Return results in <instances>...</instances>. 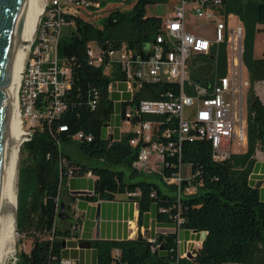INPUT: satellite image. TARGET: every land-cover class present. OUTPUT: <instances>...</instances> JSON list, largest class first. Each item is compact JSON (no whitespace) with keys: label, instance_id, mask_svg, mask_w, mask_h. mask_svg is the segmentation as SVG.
I'll return each instance as SVG.
<instances>
[{"label":"trees","instance_id":"trees-1","mask_svg":"<svg viewBox=\"0 0 264 264\" xmlns=\"http://www.w3.org/2000/svg\"><path fill=\"white\" fill-rule=\"evenodd\" d=\"M114 1L131 8L112 10L95 22L77 12L65 13L67 23L73 24L74 29L70 35L59 38L57 55L59 66L69 70V88L62 97V112L52 119H40V125L20 147L16 230L27 234L32 246L29 252L18 254L15 264H56L65 258V247L75 237L70 213V203L75 198L65 194L63 187L69 174L87 172L95 176V195L88 200H111L117 194L138 192L135 202L140 215L154 205L157 222L174 229L152 241L141 234L134 239L95 240L92 242L95 264H256L257 261L264 264V200L248 181L250 159L256 150L264 153V103L253 88L255 82L264 81V57L253 58L257 25H264V0H223L225 13L236 15L244 27L242 66L248 74L247 151L243 155L246 168L236 170L229 159L217 158L208 141H184L180 157L166 152L160 173L153 175L155 181L132 167L142 145L130 144L134 132L124 133L119 140L104 136V128L115 109L111 89L116 80H125V75L120 67L119 74H106L107 60L94 65L87 49L90 42L96 43L104 53L125 46L132 57L146 59L149 47L162 32L163 18L147 15L145 7L167 4L169 0ZM227 57L225 42L204 65L193 69L190 65L189 83L184 86V92L193 95L194 85L210 84L213 78L224 77ZM168 93L177 96L179 85L143 84L130 101L122 104V120H126L128 106L134 107L139 101L164 100ZM49 103L50 95L42 94L36 108L44 111ZM167 117L135 115L129 122L132 125L139 121L157 122L155 140L165 144L169 139L163 133L170 129V139L174 141L176 130V117L166 120ZM61 126L66 130L61 131ZM79 134L81 138H77ZM64 145L76 149L84 162L64 152ZM179 164L190 170L189 180L182 182L181 189L188 184L195 188V193L181 196L178 202L177 187L164 183L163 177L177 173ZM140 176V180L132 181ZM178 229L205 233L200 246L189 257H180L177 251Z\"/></svg>","mask_w":264,"mask_h":264},{"label":"built area","instance_id":"built-area-1","mask_svg":"<svg viewBox=\"0 0 264 264\" xmlns=\"http://www.w3.org/2000/svg\"><path fill=\"white\" fill-rule=\"evenodd\" d=\"M105 1L109 0H46L34 39L27 52L18 89L21 113L23 112L24 117L30 119L31 123L42 118L57 117L64 108L62 97L69 88V70L59 66L57 44L63 26L68 24L65 13L82 11L90 18L95 17L102 12V3ZM171 1L172 11L163 19L162 32L149 47L146 59L132 57L125 46L104 53L96 43H88L87 54L91 63L99 66L105 59V67L112 62L117 63L125 75L126 87L132 95L143 84L168 82L179 85L177 96L173 97L168 93L167 99L164 100L139 101L136 106L128 108L125 112L127 121L135 115L145 114L169 115L166 120L176 117L175 140L170 139L171 132L167 129L163 133L169 139L165 144L155 140L157 122H137L130 144H142L132 164L133 169L140 173L158 172L155 168L159 164L163 165L166 152L171 155L178 154L180 157V148L184 141H208L218 158V151L224 142L245 138L242 92L247 82L242 81L240 73H235V68L242 64L243 27L237 25L230 30L227 28L220 12L224 5L223 0ZM188 16L209 23L212 26V38L208 39L189 30L186 22ZM225 42L234 67L232 74L215 77L210 84L194 85V94H186L184 86L189 83L188 71L193 58L216 55L217 47ZM45 93L50 95V103L44 111H40L36 108L37 99ZM237 126L240 128L237 129ZM60 130L65 131L66 127L61 126ZM77 138H81V135ZM87 140L90 141V138ZM182 168L179 164L177 173L163 177L164 183L177 187L178 202L181 196L195 193V188L188 184L181 189L182 182L190 177L183 176ZM86 174L92 175L91 172ZM70 176L71 174L68 177ZM138 194L128 193V196L136 197ZM180 222L178 219V224ZM56 264L77 263L72 258H63Z\"/></svg>","mask_w":264,"mask_h":264},{"label":"crops","instance_id":"crops-1","mask_svg":"<svg viewBox=\"0 0 264 264\" xmlns=\"http://www.w3.org/2000/svg\"><path fill=\"white\" fill-rule=\"evenodd\" d=\"M169 3L173 6V1L169 0ZM220 12L229 30L237 25L242 26L239 21L234 27H231L230 20L233 18V14L225 13V4ZM258 26L259 25H257V29H259ZM254 45L253 58L258 59L254 57ZM215 52L217 55L216 50ZM105 73L111 75L114 73L119 74L120 69L118 64L115 62L110 63L105 67ZM113 88L114 89H111L110 96L115 103V116H111L104 128L103 134L104 136L109 135L111 138L119 140L124 133L129 132L127 130H118V128L121 127V122L132 125L129 121L122 120L121 118L122 104L130 101L132 99V94L128 91L125 81L121 79L115 81ZM253 88L261 102L264 103V81L255 82ZM128 108L132 107L128 106L127 109ZM245 110L246 109L243 107V113ZM109 126H113V133L110 132ZM243 128L246 130V121L245 127L243 125ZM245 130V138L243 140H237L235 138L226 141L219 150L220 156L218 158L220 160L229 159L233 168L236 170H243L247 166L246 160L243 157L247 151ZM154 160L155 159L153 158V161ZM250 160L251 164L249 167L248 181L252 187L257 189L259 197L264 200V153L256 150L255 155ZM157 168H159L157 172L159 173L161 165H157ZM94 180L95 176L93 174L88 176L85 173L83 175L67 177L65 181L63 187L64 193L75 198L74 201L70 203V213L74 221L72 230L75 233V237L71 238L68 245L65 247L63 252L65 258H72L77 264H95V250L92 247L87 249L79 248L78 245L81 241L93 242L98 239H134L139 234L147 238L149 241H152L160 234L173 232V228H169L165 224L157 222L155 218L156 208L154 205L151 206L149 211L140 215L138 205L135 202V197L128 196V193L117 194L111 200H88V197L95 195ZM177 236L179 241L177 251L180 257H186L194 248L200 246L205 237V233L187 229H178ZM262 263L263 261L256 262V264Z\"/></svg>","mask_w":264,"mask_h":264},{"label":"water","instance_id":"water-1","mask_svg":"<svg viewBox=\"0 0 264 264\" xmlns=\"http://www.w3.org/2000/svg\"><path fill=\"white\" fill-rule=\"evenodd\" d=\"M38 15L36 0H0V252L13 220L17 146L22 139V144L28 140L27 133L19 130L16 90L21 75L18 72L22 66V50L32 35ZM78 247L91 248L92 242L81 241Z\"/></svg>","mask_w":264,"mask_h":264},{"label":"rangeland","instance_id":"rangeland-1","mask_svg":"<svg viewBox=\"0 0 264 264\" xmlns=\"http://www.w3.org/2000/svg\"><path fill=\"white\" fill-rule=\"evenodd\" d=\"M40 1H41L40 4L42 3L41 4L42 6L46 3V0H40ZM42 6H41V10H42ZM130 8H131V5H125L121 1L109 0L102 6V12H99L95 17L86 18L84 12H82V11L79 13V15L88 19L91 22H95L98 19L105 17L112 10L118 9L121 11H127ZM171 9H172L171 3L149 4L145 7V12L149 16H157V17H162L163 19H166L167 15L171 13ZM239 21H240L239 18L233 14V18L230 20L231 27H234L235 24L238 23ZM186 22H187V27L189 30L194 31L197 34L203 35L208 39L212 38V26L209 23H207L203 20H196L191 16L187 17ZM240 23H241V21H240ZM242 26H243V24H242ZM258 28L259 29H257V31L255 32V36H254L255 37L254 38V43H255V45H254L255 46L254 57L255 58H262V57H264V25H259ZM73 29H74L73 24L68 23V24L64 25L62 28L61 36L65 37V36L70 35V32ZM243 29H244V27H243ZM243 39H244V32H243ZM227 56L228 57H227V74L226 75L229 76L230 74H232V72H233L232 70L234 69V67H233V64H232L231 59H230V50H228V48H227ZM207 58H208V56H204V57L202 56V57H196V60L193 59L191 62L192 63L191 69L198 67L199 65H204L206 63ZM213 71L214 70H212L211 73H213V75H215V72H213ZM237 72L240 73V78L242 79L243 82L248 81V76H247L246 70L244 69L242 64L240 65V67L235 68V73H237ZM247 94H248V84L246 86H243V92H242L244 109H246L245 106H246ZM245 114H246V110L243 113V125H244V127H245V121H246ZM112 116H115V112L112 114ZM21 120H22L23 130L27 133L28 137L33 132L34 128L38 127L40 125L39 121L31 123L30 119L24 117L23 112L21 113ZM136 128H137L136 125H129V124H126L125 122H121V127H119L118 130H127L129 132H134L136 130ZM239 128L240 127L237 126V129H239ZM109 130H110V132L113 133V131H114L113 126H109ZM243 130H245V129L243 128ZM63 150H64V152L70 154L75 160H78L80 162H84V159H82L81 154L78 153L77 150L74 149L73 147L64 145ZM218 156H220L219 151H218ZM21 160H22V157L20 155V150H19L18 165H17V178H16V197L19 193V167H20ZM155 169H157V171H158L159 168H155ZM155 173H157V172L147 173V174L145 173V177L147 179L155 181V177L153 176ZM189 173H190L189 168L186 166H183V168H182L183 176L188 177ZM141 178H142V176L135 178L132 181L136 182V181L140 180ZM23 195L24 194L22 192L21 198L24 200ZM16 211H17V209H16ZM31 246H32V239L27 234H20L16 230V243L13 247V252L7 258V261L5 260L4 264H15L18 260V254L20 252H29V250L31 249Z\"/></svg>","mask_w":264,"mask_h":264},{"label":"bare ground","instance_id":"bare-ground-1","mask_svg":"<svg viewBox=\"0 0 264 264\" xmlns=\"http://www.w3.org/2000/svg\"><path fill=\"white\" fill-rule=\"evenodd\" d=\"M37 2V9L39 11V15L37 17L32 35L30 36L28 42L25 44L23 50H22V66H21V71L18 72L19 75H21L23 67H24V62L25 59L27 57V52L29 50V46L31 44V42L34 39L36 30H37V25H38V21H39V17L42 13L43 10V6L40 4V0H36ZM41 6H42V10H41ZM21 79V78H20ZM20 79L18 80L20 83ZM18 89H19V85L17 87L16 90V99H17V113H18V121H19V130L26 133L23 130V126H22V120H21V110H20V106L18 103ZM24 141V139H22L18 146H17V151H16V159H15V163H14V175H13V190H14V200H13V220H12V225L11 228L8 232V235L2 245L1 248V252H0V264H4L5 260L7 261V258L10 256V254L13 252V247L16 243V209H17V198H16V178H17V165H18V157H19V150H20V146L22 144V142Z\"/></svg>","mask_w":264,"mask_h":264},{"label":"flooded vegetation","instance_id":"flooded-vegetation-1","mask_svg":"<svg viewBox=\"0 0 264 264\" xmlns=\"http://www.w3.org/2000/svg\"><path fill=\"white\" fill-rule=\"evenodd\" d=\"M210 57L213 58V57H215V56H214L213 54H210Z\"/></svg>","mask_w":264,"mask_h":264}]
</instances>
